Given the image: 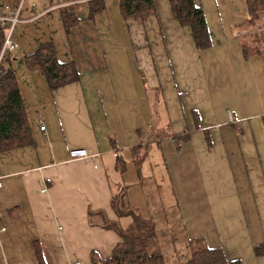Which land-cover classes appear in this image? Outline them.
<instances>
[{
  "label": "crops",
  "instance_id": "obj_1",
  "mask_svg": "<svg viewBox=\"0 0 264 264\" xmlns=\"http://www.w3.org/2000/svg\"><path fill=\"white\" fill-rule=\"evenodd\" d=\"M89 1L23 0L12 28L10 67L33 143L0 153V264H38L35 244L45 264H92V251L108 257L119 237L90 224L88 211L125 227L130 218L118 219L110 205L121 187L126 205L154 223L161 253L176 246L181 224L187 249L203 238L228 259L264 264V254L254 253L264 245V58L242 52L264 30L247 27L245 0H194L210 33L205 49L173 19L168 0H154L155 13L141 23L124 20L118 0H103L104 10L89 19ZM15 3L0 0V20L9 21ZM72 4L80 21L66 32L60 10ZM43 42L73 61L76 81L51 89L41 71L26 67L24 56ZM160 112L162 131L187 134L178 151L170 136L156 138ZM153 140L154 156L139 175L130 149ZM71 149L88 157L70 159ZM116 149L127 161L122 175ZM148 164L168 186V200L155 191L159 206L135 192ZM158 220L167 225L166 242L162 232L157 237Z\"/></svg>",
  "mask_w": 264,
  "mask_h": 264
},
{
  "label": "trees",
  "instance_id": "obj_2",
  "mask_svg": "<svg viewBox=\"0 0 264 264\" xmlns=\"http://www.w3.org/2000/svg\"><path fill=\"white\" fill-rule=\"evenodd\" d=\"M171 14L180 26L190 29L194 44L197 49H205L211 45L210 33L204 18L203 10L196 5L194 0H168ZM20 0H16L14 9L18 7ZM248 18L246 21L249 29L264 30V0H245ZM105 8L103 0H90L88 2V18L102 12ZM79 4H72L61 8V22L63 29L68 32L80 19L78 17ZM118 9L124 20L143 22L145 18L155 13L154 0H118ZM10 28V21L0 20V153L29 146L33 143L31 129L23 104L22 96L16 83L15 74L10 67L11 55L8 51L1 54V49ZM259 34H262L260 32ZM253 38L252 44L242 45L244 56L250 53H259L264 58L263 37ZM24 63L30 70L41 71L51 89L74 82L78 79V71L73 61L59 60L55 48L51 42H43L35 51L24 56ZM170 136L179 150L181 142L186 141L187 134L174 135L160 130L156 133L159 140ZM209 141L208 134H205ZM159 140L145 141L130 149L134 167L137 174L140 173V163L150 157L151 144L159 143ZM159 145V144H158ZM115 169L118 175L126 171L127 161L122 151L116 149L114 153ZM138 170V171H137ZM140 175V174H139ZM143 180V179H142ZM126 187L118 189L112 194L110 205L118 219L129 217V223L123 227L118 220L113 221L106 217L101 210L88 211L90 224L110 229L119 237V241L113 247L108 257L102 258L96 252L90 253L92 264H166L157 244L154 223L151 219L135 213L125 203ZM190 257L180 264H242L239 259H228L221 247L208 246L203 238L190 240ZM34 252L38 264H45L38 244L34 246ZM256 255L264 254V245L254 246Z\"/></svg>",
  "mask_w": 264,
  "mask_h": 264
},
{
  "label": "rangeland",
  "instance_id": "obj_3",
  "mask_svg": "<svg viewBox=\"0 0 264 264\" xmlns=\"http://www.w3.org/2000/svg\"><path fill=\"white\" fill-rule=\"evenodd\" d=\"M258 29H260V28H258ZM254 33L256 34V37H260V34H259L260 32L254 31ZM153 95H156V93L152 94V96ZM163 115H164V113L161 114V112H160L159 121L156 124V128H159V130H167L168 129V127L166 126L167 125V123H166L167 118ZM151 151H150V155L153 157L154 152H151ZM148 166L147 165L145 166V169L148 171V172L145 171V173H146L145 174V176H146L145 186L137 187L135 192H139L140 190H144V192H147L149 194V195L147 194L148 199L153 203V205H155L156 200L158 199L155 196V191L160 195L161 199L166 198V200H168L167 199L168 186H167V184L164 183V180L162 182L158 181V180L162 179V176H161V179H160V177H159V179L156 178L154 174L152 176V172H151V168H150L151 165L148 164ZM124 181L126 183L125 177H124ZM124 181H123V183L120 181V184L123 185ZM148 204H149V201H148ZM159 205L160 204L157 203L155 206H159ZM163 225H166V224L163 221L158 220L157 227H156V229H159L157 237L159 239H161L160 233L162 232V234L164 235L163 236L164 242H166L169 239V231L167 229V232L165 230V233H164V229H163L164 226ZM181 226H182L181 224L175 226L176 242H177L176 246L175 247L172 246L170 248L167 244L163 245L164 249L162 250V254L164 256L166 264H167V262L169 264L170 262L175 261V260L178 262L180 261V263L188 260L190 248L187 249V245H186L185 237H184L185 236L184 231H183ZM166 228H167V225H166ZM157 244H158V240H157ZM190 254H191V252H190Z\"/></svg>",
  "mask_w": 264,
  "mask_h": 264
},
{
  "label": "built area",
  "instance_id": "obj_4",
  "mask_svg": "<svg viewBox=\"0 0 264 264\" xmlns=\"http://www.w3.org/2000/svg\"><path fill=\"white\" fill-rule=\"evenodd\" d=\"M22 1L23 0H20V3L18 5V7L16 8V10L13 12L12 17L9 18L10 28L7 31V34H6V37H5V40H4L2 49H1V54L3 52H6V51L14 48L16 46V44L14 43V41L11 39V31H12V28L15 25V23L18 22V20H19L18 19V13H19V8L21 6V2ZM2 20H5V18H2ZM44 127H45L44 125H41L39 127V129L40 130H43ZM69 157H70V159L85 158V157H88V153L84 149H71L69 151Z\"/></svg>",
  "mask_w": 264,
  "mask_h": 264
}]
</instances>
